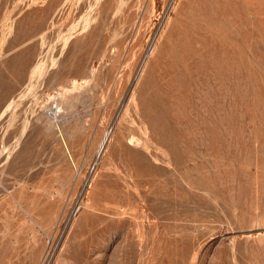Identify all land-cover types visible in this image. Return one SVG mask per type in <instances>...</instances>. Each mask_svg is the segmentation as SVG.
I'll use <instances>...</instances> for the list:
<instances>
[{
  "label": "rangeland",
  "instance_id": "rangeland-1",
  "mask_svg": "<svg viewBox=\"0 0 264 264\" xmlns=\"http://www.w3.org/2000/svg\"><path fill=\"white\" fill-rule=\"evenodd\" d=\"M0 264H264V0H0Z\"/></svg>",
  "mask_w": 264,
  "mask_h": 264
},
{
  "label": "bare ground",
  "instance_id": "bare-ground-1",
  "mask_svg": "<svg viewBox=\"0 0 264 264\" xmlns=\"http://www.w3.org/2000/svg\"><path fill=\"white\" fill-rule=\"evenodd\" d=\"M208 29V28H207ZM61 109V108H60ZM55 114V113H54ZM105 141V140H104ZM102 145V144H101Z\"/></svg>",
  "mask_w": 264,
  "mask_h": 264
}]
</instances>
